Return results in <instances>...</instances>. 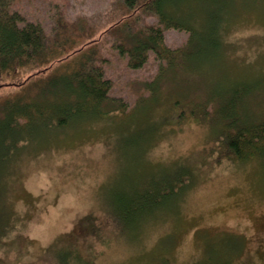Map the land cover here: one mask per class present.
Here are the masks:
<instances>
[{
	"label": "rangeland",
	"instance_id": "obj_1",
	"mask_svg": "<svg viewBox=\"0 0 264 264\" xmlns=\"http://www.w3.org/2000/svg\"><path fill=\"white\" fill-rule=\"evenodd\" d=\"M111 1L17 0L13 9L49 27L56 9L71 21L105 13ZM188 10L198 29L186 68L152 56L132 70L114 58L111 96L122 97L127 112L80 114L9 164L0 188V264H264V159L234 158L219 120L225 98L236 94V118L264 120V0H213ZM190 36L166 34L174 48ZM49 69L1 78L0 102L24 95L23 86ZM136 198L161 204L130 222L137 217L123 210Z\"/></svg>",
	"mask_w": 264,
	"mask_h": 264
},
{
	"label": "trees",
	"instance_id": "obj_2",
	"mask_svg": "<svg viewBox=\"0 0 264 264\" xmlns=\"http://www.w3.org/2000/svg\"><path fill=\"white\" fill-rule=\"evenodd\" d=\"M211 1L112 0L105 13L79 16L71 21L62 10L56 9L50 26L46 27L13 9L17 0H0V79H16L26 73L44 71L60 61L53 71L49 69L47 78H35L23 86L29 91L37 89L35 97L27 96L28 91L24 95L8 96L0 102L1 110L6 114V120L0 124V148L4 149L0 152V188L9 175V164L22 149L29 147L30 142L45 138L48 130L64 128L80 114L101 119L102 115L113 111L127 112L122 97L111 96L114 82L107 74V67L114 58L124 61L132 70L143 69L152 56L164 62L165 67L180 65L186 68L194 58L189 56V51L195 45L198 29L188 9L199 3L208 5ZM183 12L186 14H181ZM219 27L215 28L217 32L211 38L216 46L221 42ZM170 30L191 34L184 48L168 45L166 34ZM98 35V40L89 42ZM164 65H160L161 70ZM58 95L63 100H58ZM239 96L236 94L230 100L225 98L226 105L219 119L227 124L220 125L224 146L237 160L264 159V120L246 124L247 120L236 118L235 98ZM105 103L116 107L107 110ZM230 128L236 129L230 131ZM188 181V177L185 178L184 185L188 186ZM174 186V182L168 184L170 193ZM159 201L155 199L148 204L136 198L127 204L123 213L128 219L134 215L137 219L130 222H137L143 212L155 210L161 204ZM2 214L0 232H3L6 220L4 207Z\"/></svg>",
	"mask_w": 264,
	"mask_h": 264
}]
</instances>
